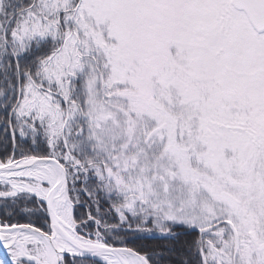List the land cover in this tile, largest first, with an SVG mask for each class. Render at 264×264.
Here are the masks:
<instances>
[{"label":"rangeland","instance_id":"1","mask_svg":"<svg viewBox=\"0 0 264 264\" xmlns=\"http://www.w3.org/2000/svg\"><path fill=\"white\" fill-rule=\"evenodd\" d=\"M18 20L16 56L64 33L66 53L51 61L66 77H86L84 88L64 85L76 102L65 129L61 101L28 84L20 118L33 120L31 131L39 124L56 149L65 134L121 224L149 220V232L161 234L229 220L239 247L228 225L208 232V264H264V31L244 11L231 0H35ZM5 35L0 29V54ZM46 67L37 73L47 87ZM11 182L48 187L22 175ZM0 187L2 197L23 194ZM15 239L13 264L47 261L40 242Z\"/></svg>","mask_w":264,"mask_h":264},{"label":"trees","instance_id":"2","mask_svg":"<svg viewBox=\"0 0 264 264\" xmlns=\"http://www.w3.org/2000/svg\"><path fill=\"white\" fill-rule=\"evenodd\" d=\"M24 3L11 8L8 7L6 17H10L23 9L33 6L34 0H21ZM9 39V36H7ZM51 40L39 41V46H33L24 55L16 56L6 46L1 49L0 63V160L7 162L11 157L13 160H22L28 157H55L59 160L57 153L59 148L50 146L42 137L37 142L26 136L32 132L30 129L33 120L23 121L18 113L12 115L18 103L19 82L15 78L17 68L28 69L32 75L37 72L35 62H40L46 57L47 44ZM17 60V61H16ZM6 73V77H2ZM2 95V96H1ZM12 117L13 125L8 126L9 117ZM38 125L34 130L38 129ZM28 130V131H27ZM33 130V131H34ZM30 134V133H29ZM65 134L61 135L62 149L68 145ZM59 142V143H60ZM36 144V145H34ZM67 148V147H66ZM65 162L67 178L69 183V194L76 205L75 221L80 234H93L98 230L101 235L113 246H128L144 255L150 264H203L200 249L205 247L204 236L201 231L182 227L171 226L168 236L164 239H150L142 234H148L147 227L139 226V230L128 227L116 219L113 208L110 207L107 197L97 190L98 182L93 177L86 178L83 173L74 177L73 166ZM74 180V181H73ZM106 196V194H105ZM0 221L5 224L31 223L46 231L49 229V218L45 205L37 198L21 194L16 197H0ZM150 226V224H147ZM149 228V227H148ZM0 264H13L5 252L0 248ZM20 264H29L22 261ZM65 264H100L96 260L67 258ZM102 264V263H101Z\"/></svg>","mask_w":264,"mask_h":264},{"label":"bare ground","instance_id":"3","mask_svg":"<svg viewBox=\"0 0 264 264\" xmlns=\"http://www.w3.org/2000/svg\"><path fill=\"white\" fill-rule=\"evenodd\" d=\"M22 3H24V2L21 0H0V29L3 30L4 33L6 34L3 37V41L5 42V43H3L4 44L3 46H6V45L11 46L9 42H10V37H12V34H14V33H12L14 28L11 29L12 25L14 24L13 23L14 19L16 20L14 27H16V26H18L19 17H23L24 14L30 12L35 7V0H34L33 6H30L29 8L18 11L15 14H14V12H15V10H14V12L11 15H9L10 16L9 18L5 16L7 11H8V7L14 8V7H16ZM4 20H8L7 21L8 23L4 24ZM2 26H3V28H2ZM7 36H9V39H7ZM64 38H65V34L62 33L61 38H59L57 42H54L51 39H49V40H51V43L49 42L47 44L48 49L45 51V52H47L46 57L43 58L40 62H35L34 67L35 68L37 67V72H39L40 67L47 66L46 67L47 71H45V73L49 74V76L51 77L50 79L52 81L51 80L47 81V91L45 93H43L42 96H44L46 98L45 100L49 99V97H52V96L54 99L60 100L61 103L63 104L62 114L65 115L66 119L68 120L70 117L69 115L72 114V109H73L72 104L73 103L76 104V102H74V97H72L71 95L68 94V92H66L64 85L70 84L71 82H75L78 85V89L84 88L83 85H85V83H86V77L84 74H81V75L74 77V78L66 77L63 75V73L61 71H59L58 67L52 63V61L55 59V57H57L59 54L61 55V54L66 53V52H64V43H63ZM38 42H39L38 40H33L31 42L30 46L21 55H24L33 46H37V45L39 46ZM37 72L35 75H32L28 69L26 70L23 68H17L15 70V75H16L15 78H17L18 82H19V92H18L19 96H18V103L16 105V108L12 112V115L17 112L18 115L20 116L19 110H20L22 100L24 97V90L25 91L27 90L28 85H30L29 89H31L32 87L34 89H37V86L41 85L40 83L42 80H40V77H39ZM6 76L7 75L5 73L2 77L4 78ZM54 79H57V80H54ZM1 81H2V79L0 80V82ZM31 92H32V90H31ZM29 103L31 104L33 102L30 101ZM50 105L56 111V114L57 113L59 114V111H58V109H56L53 101L50 103ZM66 123H64V129H65ZM12 125H13V120H12V117L10 116L8 126L12 127ZM46 125H47V127H50L49 123H47ZM26 136L31 138L33 140V142H37L39 137L40 138L42 137V139H44L46 142H49L46 134H44V132L40 129H37V130L35 129L32 132L26 133ZM56 140H58V139H56ZM34 145H36V144H34ZM56 145L58 148H61V147H59L60 143H56ZM69 147H70L69 145H66L63 149H60L57 153L59 160L56 158L65 167L66 174H67V169H66V165H65L64 161L69 162L73 166V168H74L73 171L81 170L79 168L80 165L76 164L73 161L72 151ZM48 157H51V156H48ZM53 158H55V157H53ZM10 160H11L10 162L8 160L9 163L20 162L21 165L30 163V160H28V159H26V160L22 159V160L17 161V160H13V157H11ZM2 165L3 164L0 161V167H2ZM86 168L87 167H85L82 170H86ZM3 175H10V176L22 175V176H27V177H33L35 180H38V181L44 180L46 182V184H48L47 188H44L41 184H37V185L31 184L30 185V184H26V183H12L11 182L12 179L2 177V181L9 184L16 192L26 193L28 195H31V196L37 198L40 201H51V203L53 204V210L55 213V217H53V222H52L53 238H54V240L57 243L59 248L66 249V248L73 246L76 243H80V242L84 241L83 238L80 237L79 234L77 233L76 227L73 224L71 205L67 201V197L65 194V190L63 188V182H62V178H61L62 175H61V173H60V171L56 165H54L52 163L32 164L31 166H28L27 168L16 171V172L5 171V172H3ZM107 201L109 202L110 207L113 208L112 212L114 213L116 219H119L118 214L116 212H114L113 202L111 200H107ZM45 209H46V213H47V208L45 207ZM223 221L231 222L229 220H223ZM139 222L140 221L137 220L134 224H132L131 226H128V227H133L134 229L139 230L140 229L139 228ZM221 222L222 221H219L218 223H221ZM231 223L237 229L236 224H234L233 222H231ZM1 224L5 225V223H2V222H1ZM147 224H150V226H151V221L148 220V222L145 224V226L147 227L148 232H149L150 226H147ZM7 225H9V224H7ZM12 225H14V224H12ZM221 226H223V225H221ZM221 226H219V227H221ZM170 227L171 226H168V228H167L168 230L161 233V234H155V233L149 232L148 234H142V235L145 236L146 238H150V239H164L165 237L168 236V232L170 231ZM192 229H195V228H192ZM196 230L201 231L202 235H206L208 233V232H205V230H201V229H196ZM153 236H163V237L159 238V237H153ZM13 237H17V238L20 237V238H23L26 240H33L36 242H40L43 245L45 254L48 258L47 261L45 263H42V264H50L49 263L50 254H49L48 247L43 242V240L39 239L35 234L29 233V232H18V234H13ZM203 241H205V240H203ZM118 247H128V246H118ZM12 248H10L8 250H3L2 248L1 249L7 255V253ZM129 248H131V247H129ZM131 249H133V248H131ZM133 250H135V249H133ZM202 252L206 256V250L204 248L200 249V254H201V258H202L201 261H203ZM137 253H139V252H137ZM8 258L10 259L9 256H8ZM100 259L103 261H106L104 259V257H100ZM127 259L131 264H147L144 262L143 263L138 262L134 259V257H131V256L127 257ZM115 264H118V263H115Z\"/></svg>","mask_w":264,"mask_h":264},{"label":"water","instance_id":"4","mask_svg":"<svg viewBox=\"0 0 264 264\" xmlns=\"http://www.w3.org/2000/svg\"><path fill=\"white\" fill-rule=\"evenodd\" d=\"M231 4L238 10L244 11L248 18L251 21V25H253L258 31H264V0H231ZM30 163L21 165L20 162L7 163L6 165H2L0 167V184L2 183V177H6L8 179H12L14 176L3 175V172H16L22 169L31 166L32 164L38 163H52L56 165L62 175L63 188L65 190V194L67 197V201L69 204L74 207V204L71 202L70 197L68 195V181L65 167L53 157H38V158H29ZM221 198L231 207L238 208L239 202L228 192H222ZM47 208V213L51 223L53 222V217H55V213L53 210V204L51 201H42ZM229 225L232 229L235 244L237 248L239 247V234L235 226L228 221H222L221 223H216L213 226L205 229V232H210L212 230L217 229V227L221 225ZM52 229V225H51ZM18 232H29L35 234L38 238L43 240L49 250L50 254V264H63L64 260L69 257L71 259L75 258H86L91 260H97L103 264H131L127 257L131 256L138 262H144L150 264L147 258L135 250L129 247H114L111 245L99 243L96 241H90L83 238V242L76 243L73 246L61 249L58 247L57 243L53 238V233L49 234L39 228L36 225L28 224V223H19L14 225H3L0 222V247L3 250H8L14 247L16 243L15 237L13 234H18ZM153 237H163V236H153ZM203 255V264H208L206 260V256L202 252ZM100 257H104L106 261L100 259Z\"/></svg>","mask_w":264,"mask_h":264}]
</instances>
